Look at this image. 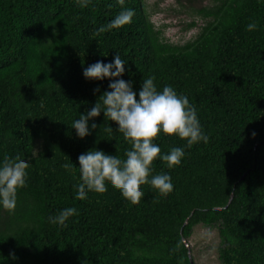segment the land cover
<instances>
[{"label": "trees", "instance_id": "1", "mask_svg": "<svg viewBox=\"0 0 264 264\" xmlns=\"http://www.w3.org/2000/svg\"><path fill=\"white\" fill-rule=\"evenodd\" d=\"M143 1L0 0V160L29 163L16 208L0 209V264H194L187 242L199 225L218 230L220 264H264V2L216 0L196 11L206 22L180 46ZM122 10L134 11L130 24L96 34ZM116 54L134 91L151 76L158 90L187 96L208 136L189 148L160 134L162 154L185 149L172 169L153 162L173 190L142 185L136 205L111 185L76 200L79 172L64 167L93 148L123 158L131 147L103 113L84 139L71 129L108 90L107 79L85 80L82 65ZM67 207L77 213L67 227L49 223Z\"/></svg>", "mask_w": 264, "mask_h": 264}, {"label": "clouds", "instance_id": "2", "mask_svg": "<svg viewBox=\"0 0 264 264\" xmlns=\"http://www.w3.org/2000/svg\"><path fill=\"white\" fill-rule=\"evenodd\" d=\"M91 2L92 0H75L81 8L87 7ZM117 2L122 5L124 0ZM134 15L132 10H122L106 25L101 26L96 34L120 29L130 24ZM256 29L255 22L246 25L249 32ZM125 66V61L117 54L111 63L98 61L87 67L82 65L85 80L107 79L108 90L99 96L90 110L73 120L71 129L75 130L79 139H84L96 130L94 121L103 113L104 120L114 122L117 125L116 131L122 134L124 141L131 147L124 152L123 158L93 148L79 155V167L70 161L65 164V169L79 172L78 181L73 185L76 200L87 199L88 193L104 194L108 191V185L119 191L132 205L139 204L144 196L142 185H150L160 195L166 196L173 190L171 177L166 173L152 175L153 162L159 159L167 168L172 169L181 163L185 149L173 147L162 154L155 139L160 134L175 136L185 141L189 148L200 142H208L196 108L190 104L187 96L178 94L171 86L158 90L155 78L151 76L143 78L139 91H134L132 84L121 78L125 73ZM97 91L99 89L94 90V94ZM28 168V161L18 155L5 156L0 160V209L14 211L18 190L23 189L27 183ZM76 214L74 207H67L48 220L57 227H67V221ZM12 258L15 259L14 256Z\"/></svg>", "mask_w": 264, "mask_h": 264}, {"label": "rangeland", "instance_id": "3", "mask_svg": "<svg viewBox=\"0 0 264 264\" xmlns=\"http://www.w3.org/2000/svg\"><path fill=\"white\" fill-rule=\"evenodd\" d=\"M216 0H144L147 14L155 29L174 45L192 42L205 24L196 11L214 5ZM194 24V26H191ZM165 26V27H164ZM194 264H220L217 249L219 234L216 228L196 226L187 242Z\"/></svg>", "mask_w": 264, "mask_h": 264}]
</instances>
